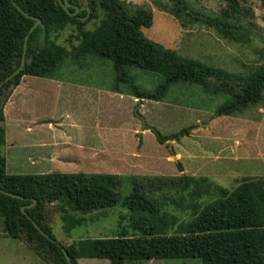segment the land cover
Wrapping results in <instances>:
<instances>
[{
    "label": "trees",
    "instance_id": "obj_1",
    "mask_svg": "<svg viewBox=\"0 0 264 264\" xmlns=\"http://www.w3.org/2000/svg\"><path fill=\"white\" fill-rule=\"evenodd\" d=\"M25 13L37 17L45 27V38L39 46L41 29L36 27L28 36L25 64L19 74L0 87V189L20 198L0 194V221L5 233L23 241L47 264H67L60 249L43 237L31 221L21 213V207L35 200L25 209L27 215L53 240L47 223V207L56 205L64 232L81 226L83 215L114 207L121 197L117 192V175L110 174H7L2 153L5 144L3 105L12 88L25 76L50 78L62 61L72 57L82 59L95 56L111 62L116 85L129 87L135 99L159 102L167 90L177 83L203 87L213 94L227 97L214 110L215 116L242 114L264 99V47L258 53L259 65L247 75H239L212 67L199 60L184 57L148 40L141 28L152 24V13L143 7L131 6L122 0H86V11L69 16L56 0H13ZM164 9L178 21L197 23L216 32L222 39L238 44L249 43L248 32L240 25V16H251L239 0H226L218 17H210L188 10L184 0H169ZM264 7V0H260ZM78 8V0H68ZM103 11L94 29L86 25L97 20L96 6ZM73 12V9H69ZM131 12V13H129ZM34 21L23 16L9 0H0V82L20 64L24 37ZM67 26L73 34L66 42L68 51L57 44L59 33ZM72 41L77 44L73 45ZM159 75L162 83L153 93L140 91L129 77L126 68ZM193 127L162 136L151 128L159 144L187 135ZM181 172V166H178ZM132 192L122 199L121 206L132 215V228L140 236L84 239L61 245L71 262L79 259H102L108 264L125 261L169 259H198L202 264H264V178L241 177L232 189L223 188L207 177H142L132 178ZM175 189L190 193L191 202L184 209L190 220L184 223L163 212L157 193ZM212 194H215L212 195ZM214 196L204 204L198 199ZM161 201V199H160ZM182 204V200H179ZM171 230L172 235L167 231Z\"/></svg>",
    "mask_w": 264,
    "mask_h": 264
},
{
    "label": "rangeland",
    "instance_id": "obj_2",
    "mask_svg": "<svg viewBox=\"0 0 264 264\" xmlns=\"http://www.w3.org/2000/svg\"><path fill=\"white\" fill-rule=\"evenodd\" d=\"M131 6L143 7L149 9L152 13V24L148 28H141V32L148 40L162 46L163 48L175 51L181 56L199 60L212 67L222 68L226 71L239 75H247L249 71L259 65L258 53L264 47V7L260 0H239L243 9L250 10L251 16H240V25L248 32L249 43L238 44L222 39L216 32L197 23H188L178 21L164 9L171 7L169 0H122ZM188 10L210 17H218L220 11L225 8L226 0H184ZM78 3L85 7L86 0H78ZM98 19L88 23L85 27L90 31L98 24L103 15L99 5L96 6ZM131 13V12H129ZM73 34V27L67 26L59 33L57 44L63 46L68 51L71 45L66 42L69 35ZM73 45L77 43L72 41ZM126 71L133 81V84L144 93H153L162 83L163 78L159 75L148 73L134 67L126 68ZM57 80L66 82L83 83L88 87H101L108 89L115 84V73L109 60L95 56H87L82 59H73L69 57L61 62L58 68L53 72ZM116 85V84H115ZM123 92L129 91V87L124 84L116 85ZM98 89V88H97ZM63 91L61 92V94ZM58 103V114H61L66 107L84 110L83 101L77 94L61 95ZM64 94V93H63ZM264 94V92H263ZM131 99H121L114 105L106 99H97V102L91 103V108L97 107L98 114L104 117L109 125H114V119L120 120L121 125L129 124L132 121L131 116H137L136 112L139 103L133 105ZM227 97L217 93L213 94L203 87L177 83L172 85L166 92L162 103L148 101L149 117L152 116L161 135L168 136L178 131L193 127L200 128L199 131L191 129L187 135L177 140L167 141L159 144L152 132L143 137V147L140 151L144 155H152V163L147 164L145 168L135 170H122L119 177L117 192L121 200L117 205L107 209H101L86 213L83 215L85 221L83 224L69 233L64 232L59 213L55 206L47 207V223L51 227L52 235L58 243L69 245L84 239L113 238L118 236H140V231L132 228V213L121 206L122 199L128 196L133 189L132 178L136 177H179L180 175L195 174V178L207 177L217 185L232 190L241 177L264 178V113L258 114L256 107H250L242 114L228 116H215L214 110L223 105ZM165 104H170L165 106ZM173 105V106H172ZM264 107V99L259 103ZM170 110L167 115L166 112ZM104 114V115H103ZM79 116L75 114V118ZM202 116L201 123L194 124L195 117ZM65 118V114L61 116ZM250 118V124L254 127V136L249 139L251 155L249 160L244 163L233 165V174L231 177H223L218 174L219 167L224 170L222 165L217 164L215 156H219L218 147L225 141L224 138L217 139L211 134L213 131L221 129V124L213 123L215 126L207 129L208 123L223 122L226 120L241 118ZM255 117L257 120H255ZM218 120V121H217ZM220 120V121H219ZM236 120V121H237ZM109 121V122H108ZM260 121V124L257 122ZM206 124L205 127L203 125ZM141 125H146V119L142 118ZM124 128V127H123ZM89 133L88 130H86ZM240 131V130H239ZM236 132L233 145L243 147L244 141ZM80 132H76L79 135ZM65 134L58 132L56 141L60 144L56 148L58 161L53 163L33 162L30 157L36 152L32 144L36 141L47 140L45 134L26 136H16L17 143L12 151H5L3 155H11L12 160L7 169V174H110L108 169H92L86 167L83 163H73L65 161L67 150L64 146ZM140 135L138 134L137 138ZM251 137V136H250ZM110 140V139H108ZM107 140V142H108ZM236 140V141H235ZM239 143H238V142ZM247 143V142H246ZM133 140L123 141V145L133 148ZM147 151V152H146ZM178 152L179 157L175 154ZM74 155V154H73ZM169 159L166 161V157ZM107 164V163H106ZM178 166L185 168L182 174H179ZM238 170L240 172H236ZM120 171V170H119ZM193 172V173H192ZM226 174V173H225ZM224 174V175H225ZM215 196V194H212ZM162 211L176 216L179 221L186 223L190 220V211L184 210L191 202L190 193L178 192L175 189L162 190L157 193ZM214 196L198 199L200 204L207 203ZM161 199V201H160ZM182 200L180 204L179 200ZM172 235L171 230L167 231ZM0 264H47L38 257L33 250L23 241L11 239L3 230L0 221ZM78 264H108L107 260L102 259H79ZM124 264H202L198 259H169V260H143V261H125Z\"/></svg>",
    "mask_w": 264,
    "mask_h": 264
},
{
    "label": "crops",
    "instance_id": "obj_3",
    "mask_svg": "<svg viewBox=\"0 0 264 264\" xmlns=\"http://www.w3.org/2000/svg\"><path fill=\"white\" fill-rule=\"evenodd\" d=\"M53 75L50 78L25 76L17 86L11 89L3 105V127L5 130L3 153L15 149L16 136L45 134L48 137L47 140L36 141L32 144V148L36 152L29 161L31 163H53L59 160L56 148L60 144L56 138L58 132L63 131L65 134L63 142L67 149L65 153H70L66 154L65 161L83 163L92 169H108L113 172L110 175L117 176L122 173V170H135L139 167L143 169L147 164L152 163L153 156L142 154L140 151L143 150V147L139 146L141 142L143 143V137L151 132V128L159 130L153 117H149L147 100L135 99L130 90L123 92L115 84L108 89L88 87L83 83L57 80ZM62 91L64 94H61ZM60 94L63 96L77 94L83 101L84 110L76 111V109L66 107V110L58 114ZM98 98L110 101L111 105L120 102L121 99H131L133 105L139 103V108L135 111L137 116L130 115L132 121L124 125H121L119 119L110 118V121L114 119L116 123L109 125L110 122L107 123L105 115L103 114L104 117H101L98 114L97 107L91 108V103L97 102ZM158 103L162 102L159 101ZM165 106L170 107V104H165ZM256 108L258 114L264 113V107L262 108L261 105L258 104ZM169 112L170 110L166 112L167 115ZM76 113L79 114L77 118H75ZM63 114H65V118L61 117ZM142 118L146 119L144 126L141 125ZM201 118L202 116L195 117L194 124L201 123ZM236 120L231 119L223 122H212V120L207 126L209 129L215 126L213 123L221 124V129L213 131L211 134L217 139L224 138L225 140L218 147L219 156H215V160L218 162L217 164L224 167V170L219 167L217 169L219 171L216 173L227 178L231 177L228 175L234 172L233 165L240 164L241 166V163L249 160V156L252 154L248 144L249 139L254 136V127L250 124L251 119L246 117ZM255 120H257L256 117ZM257 124H260V121ZM205 126L206 124L203 125V127ZM199 129L195 126L193 131H199ZM237 131L244 141L243 147L240 148L237 147L238 145L232 144ZM76 132H80V134L76 135ZM138 134L140 135L139 138H137ZM124 139L125 141L127 139L133 140V148H130L131 145L124 146ZM175 155L181 159L178 152ZM4 157L6 167H8L12 157L9 153L5 154ZM168 159L167 156L166 161ZM181 168L184 172L185 168L182 166ZM182 171L179 174H182ZM184 173L186 176L195 177V174H186L187 171Z\"/></svg>",
    "mask_w": 264,
    "mask_h": 264
},
{
    "label": "water",
    "instance_id": "obj_4",
    "mask_svg": "<svg viewBox=\"0 0 264 264\" xmlns=\"http://www.w3.org/2000/svg\"><path fill=\"white\" fill-rule=\"evenodd\" d=\"M11 2V4L16 8V10L18 12H20L23 16L31 19L34 21L32 27L29 29V32L28 34L24 37V41H23V49H22V55H21V61H20V64L19 66L11 73L9 74L2 82H0V87L3 86V84H5L6 82H8L9 80H11L13 77H15L17 74H19L25 64V54H26V48H27V40H28V36L29 34L36 28V27H39L41 29V34H40V37H39V41H38V45L40 46L42 44V42L44 41V38H45V27L44 25L42 24L41 20L37 17H34V16H31L27 13H25L24 11H22L16 4L13 0H9ZM56 2L61 6V8L71 17H74L76 16L80 11H83L85 10L86 11V16L84 18H82V20H86L88 17H89V9L87 7H80L78 8L77 6L75 5H72L68 2V0H56ZM69 9H73V12H70ZM0 194H3V195H6V196H9V197H12V198H20L19 196L13 194V193H10V192H7L5 190H2L0 189ZM36 201L35 200H32V203L28 206H23L21 207V213L23 215H25L32 223V225L34 226V228H36L38 230V232L43 236L45 237L46 239H48L51 243L55 244L61 251V253L63 254L67 264H73L66 252V250L61 246L59 245L55 240H53L52 238H50L45 232H43L39 226L31 220V218L27 215V213L25 212V209L27 208H31L35 205Z\"/></svg>",
    "mask_w": 264,
    "mask_h": 264
}]
</instances>
